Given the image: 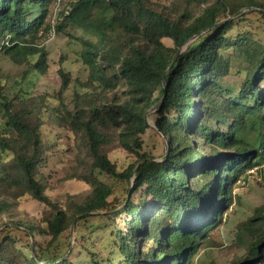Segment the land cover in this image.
Returning a JSON list of instances; mask_svg holds the SVG:
<instances>
[{
	"label": "trees",
	"instance_id": "16d2710c",
	"mask_svg": "<svg viewBox=\"0 0 264 264\" xmlns=\"http://www.w3.org/2000/svg\"><path fill=\"white\" fill-rule=\"evenodd\" d=\"M53 3L0 0V57L47 72L38 41L51 30ZM61 13L57 31L73 26L97 38H81L88 79H76L68 100L74 78L61 67L57 104L0 83V264H80L81 247L88 264H193L201 249L219 245L212 234L241 178L264 168V40L231 33L252 13L264 17V0H74ZM234 59L246 69L238 90L223 86ZM49 117L82 155L70 178L90 185L67 203L47 194L42 171L52 158L42 131ZM150 118L163 140L159 158L146 148ZM256 124L258 146L248 139ZM116 151L132 158L122 169ZM27 196L44 205L39 216L21 211ZM97 216L112 227L108 255L85 237L43 255ZM13 230L29 239L27 252ZM237 235L245 252L233 264H264V205ZM40 237L49 238L45 247Z\"/></svg>",
	"mask_w": 264,
	"mask_h": 264
},
{
	"label": "rangeland",
	"instance_id": "374dc122",
	"mask_svg": "<svg viewBox=\"0 0 264 264\" xmlns=\"http://www.w3.org/2000/svg\"><path fill=\"white\" fill-rule=\"evenodd\" d=\"M62 10H57L53 13L55 3L50 6V22L51 30L39 39L40 46L48 52V70L45 74H37L28 70L26 64L17 65L5 56L0 57V83L7 87V91L14 94L19 90L20 86L24 91H28L33 96L45 95L50 104H57L58 100L55 95L60 91L62 79L59 74V69L62 67L74 78L69 89L65 92V97L69 100L77 90L76 79L86 81L89 77V68L83 64L81 52L83 50V42L81 38L91 39L96 41L97 38L85 34L81 29L70 26L65 31H57V25L62 21V11L69 7L71 1L61 0ZM248 20L233 28L231 33L239 31H252L255 37L264 40V17L257 13L250 14ZM122 23L121 20H116ZM165 42L171 44L169 38ZM228 56H232V51H227ZM36 58L34 57L33 60ZM238 60H233L231 74L223 80L224 88L230 87L238 90L243 81L246 69ZM84 91V90H82ZM51 112L48 113V115ZM3 122L2 110L0 109V123ZM151 127L145 134L144 139L146 148L153 147V155L161 157L164 152L163 140L158 135L154 128L153 119L149 120ZM250 128V126H248ZM247 127V129H248ZM259 125L248 131V139L258 146ZM44 141L48 143L49 150L52 153V158L47 162V165L42 169L47 183V194L54 200L61 203H67L69 197H75L89 190L90 185L84 181L70 178L71 169L77 164V158L82 155L78 152V147L75 144L74 137L71 132L59 127L49 117L48 123L42 127ZM264 150V149H263ZM112 158L118 162L122 169L126 167L132 158L121 151H116L112 154ZM264 160L260 161L259 165L263 166ZM104 180L106 176L100 174ZM236 198L234 205L225 213L223 224L216 229L212 234V240L219 243L218 246H210L201 249L196 255L193 264H233L245 252L243 247H240L238 238V224L252 216L257 207L264 205V168L251 175H244L235 188ZM44 205L37 200L27 196L22 199L20 209L23 213H28L32 216H39ZM102 218L97 216L79 223L78 227L72 228L70 233L64 235L59 243L58 249L45 251L43 255L50 253H64L68 249L69 242L82 239L85 237L86 245L94 251L102 250L105 255L108 251L104 250L105 245L110 240L111 226L104 225ZM123 228V224L120 225ZM12 235L20 239L19 245L23 247L25 252L28 251V238L24 237L19 231L13 230ZM41 244L45 247L49 238H39ZM249 239V238H247ZM80 254H77L75 261L80 264H88L90 257L87 255V250L79 248ZM41 253V252H40Z\"/></svg>",
	"mask_w": 264,
	"mask_h": 264
},
{
	"label": "built area",
	"instance_id": "2783aa9c",
	"mask_svg": "<svg viewBox=\"0 0 264 264\" xmlns=\"http://www.w3.org/2000/svg\"><path fill=\"white\" fill-rule=\"evenodd\" d=\"M54 3H55V8L53 10V13L55 14L57 10L60 13V11L62 10V7H61L62 1L61 0H54ZM263 166H264V164H263ZM258 169H259V166H254L252 169L248 170V173L253 174L256 171H258Z\"/></svg>",
	"mask_w": 264,
	"mask_h": 264
}]
</instances>
